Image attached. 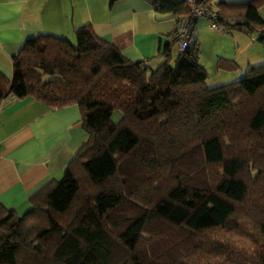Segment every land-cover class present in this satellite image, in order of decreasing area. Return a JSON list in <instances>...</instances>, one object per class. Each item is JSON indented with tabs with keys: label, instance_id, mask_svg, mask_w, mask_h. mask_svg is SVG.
Listing matches in <instances>:
<instances>
[{
	"label": "trees",
	"instance_id": "1",
	"mask_svg": "<svg viewBox=\"0 0 264 264\" xmlns=\"http://www.w3.org/2000/svg\"><path fill=\"white\" fill-rule=\"evenodd\" d=\"M254 1L219 0L216 23L264 24ZM74 32L27 38L0 73V103L77 104L87 133L29 210L0 205V264H264V64L208 88L198 41L175 58L166 43L152 67L90 25Z\"/></svg>",
	"mask_w": 264,
	"mask_h": 264
},
{
	"label": "crops",
	"instance_id": "2",
	"mask_svg": "<svg viewBox=\"0 0 264 264\" xmlns=\"http://www.w3.org/2000/svg\"><path fill=\"white\" fill-rule=\"evenodd\" d=\"M205 1L218 11L219 0ZM197 23L193 41L199 42L195 36ZM85 25L114 43L129 60H147L156 67L164 61V45L175 43L177 17L156 13L146 0H118L111 6L109 0H0V73L12 78V57L27 38L47 33L72 40L75 29ZM174 50L173 45L175 58L178 50ZM222 59L230 61L219 57L217 68ZM225 65L232 70L230 64ZM237 70L244 72L240 66ZM81 117L77 104L52 108L30 97L2 100L0 205L22 215L30 209V199L38 191L62 178L66 165L87 139Z\"/></svg>",
	"mask_w": 264,
	"mask_h": 264
},
{
	"label": "rangeland",
	"instance_id": "3",
	"mask_svg": "<svg viewBox=\"0 0 264 264\" xmlns=\"http://www.w3.org/2000/svg\"><path fill=\"white\" fill-rule=\"evenodd\" d=\"M237 1L238 3H243L240 2L242 0ZM246 1L250 0H244V2ZM254 3L264 20V0H255ZM209 24V20L200 18L195 29V36L199 39V61L207 72L206 86L208 88H215L223 85L222 83L227 84L240 80L245 77V72L249 67L264 64V48L258 41L261 32L264 30V24L251 23L249 26H240L234 22L231 23L232 25L220 26L214 30L209 28ZM71 41L76 44L75 38ZM174 47L175 53L178 50L176 42L174 43ZM219 57H224L230 61L222 59L223 63L217 68L216 59L219 60ZM231 60H235L236 63L234 64L238 66L237 68L239 66L243 67L244 72L240 73L239 70V73H236L238 72L237 69H226L225 64L229 66ZM119 116L116 113L113 119L117 120Z\"/></svg>",
	"mask_w": 264,
	"mask_h": 264
},
{
	"label": "built area",
	"instance_id": "4",
	"mask_svg": "<svg viewBox=\"0 0 264 264\" xmlns=\"http://www.w3.org/2000/svg\"><path fill=\"white\" fill-rule=\"evenodd\" d=\"M188 9L189 15L181 17L177 20L174 41L178 44V52L185 51L193 42V31L196 22L200 18L210 21V29H218L219 24L216 23L219 15L205 0H181Z\"/></svg>",
	"mask_w": 264,
	"mask_h": 264
}]
</instances>
